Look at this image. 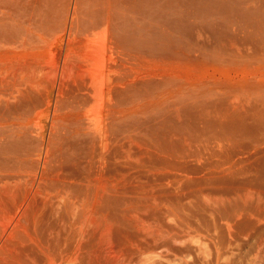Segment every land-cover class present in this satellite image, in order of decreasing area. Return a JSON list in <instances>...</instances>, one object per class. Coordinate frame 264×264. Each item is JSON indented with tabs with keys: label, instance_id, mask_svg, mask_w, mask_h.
Segmentation results:
<instances>
[{
	"label": "bare ground",
	"instance_id": "obj_1",
	"mask_svg": "<svg viewBox=\"0 0 264 264\" xmlns=\"http://www.w3.org/2000/svg\"><path fill=\"white\" fill-rule=\"evenodd\" d=\"M0 2V264H264V0Z\"/></svg>",
	"mask_w": 264,
	"mask_h": 264
},
{
	"label": "rangeland",
	"instance_id": "obj_2",
	"mask_svg": "<svg viewBox=\"0 0 264 264\" xmlns=\"http://www.w3.org/2000/svg\"><path fill=\"white\" fill-rule=\"evenodd\" d=\"M2 3V4H1ZM2 5H3V2H0V13H1V11H2V15L3 14H5L6 12L4 11L5 9H4V7H2ZM220 15V14H219ZM219 15L218 14H216V13H214V14H212V13H210L209 15H204V23H203V25H200V27L199 26H197L196 24L195 25H192L193 23H191V24H189V30H188V32H187V52H188V66H189V71H190V73L191 74H193V75H207V74H216V75H218V74H223V73H231V74H242V75H246V76H248V74L250 75V74H252V67L254 66V64H255V61H253L254 62V64L253 63H251V61H247L248 62V64H249V62L251 63V64H247V63H245L244 62V64H241V67H238V63H234V62H232L233 60H228V59H225L227 56H225L226 54H224V52H221V51H219L220 49H217V48H219L218 47V45L220 44L219 43V39H212V35H211V33L213 34V36H214V34H218L219 35V32H218V29H216L215 28V25L216 24H218V22H219ZM1 16V15H0ZM222 16H220V18H221ZM3 20V21H2ZM2 20H0V23L2 24L3 23V25H5V23H4V21L6 22V20L5 19H3L2 18ZM9 21V20H8ZM2 25V27L3 28H7L8 30L10 29V28H8L9 26H7V27H4ZM11 26V25H10ZM0 27H1V25H0ZM211 27H213V28H211ZM227 27L228 28H230L231 29V27H229V25L227 24ZM228 28H226V27H224V26H222V29H223V31H224V34L226 33V31L225 30H227V33L229 34V30H228ZM2 28H0V34H1V36L2 35H4L5 33H4V29H2ZM8 30H5V31H8ZM7 33V32H6ZM226 33V34H227ZM214 43V47H213V44ZM157 44H159V43H156V45H154V47L156 48V52H159V50L161 49V45L160 46H158ZM218 44V45H217ZM157 46V47H156ZM158 47H160V48H158ZM217 47V48H216ZM155 48H154V50H155ZM158 48V49H157ZM215 49V50H214ZM216 49H217V51H216ZM158 50V51H157ZM223 50V49H222ZM221 52V53H220ZM222 53L224 54V55H222ZM17 54V53H16ZM219 54H221L222 56H220ZM18 55V54H17ZM224 56H225V58H224ZM229 58V57H228ZM239 62V61H238ZM241 63V62H240ZM246 64V65H245ZM260 64V63H259ZM259 64H258V62L256 63V65L254 66V68L256 67H259ZM242 65H245L246 66V68H244L245 70L244 71H242L240 68H242V67H245V66H242ZM252 65V67H250ZM253 68V69H254ZM249 69V70H248ZM255 70V69H254ZM246 71V72H245ZM249 71H251L250 73H248ZM198 98H195V100H196V104H194L195 103V100H192V98H191V102L192 101H194V102H192L193 104H191V102H190V104L191 105H193V106H191V105H189L188 106V111H189V113L188 114H190L191 113V111H193V109L191 108V107H195V105L196 106H199L201 109H203L204 111H205V107H206V109H208V107L211 105V103H209L208 104V102H210V101H207V100H205L204 102L202 101V98L200 99H198ZM210 99V98H209ZM190 101V100H189ZM198 101H201L202 102V106H203V104H205L206 103V105L208 106H206V105H204L205 107H203L202 108V106H200L198 103ZM200 102V103H201ZM198 104V105H197ZM212 106H214V105H212ZM212 106H210L211 108H212ZM199 107H197V109H200ZM209 107V108H210ZM191 108V109H190ZM195 109V108H194ZM203 110H197V112H196V110H194L195 111V115L196 114H198L199 112V114H198V116H200V118L198 117H193L194 115L193 114H191V115H193L192 117H191V115L189 116V117H191L190 119H188L189 120V122L188 123H190V122H192V120H194V122L189 126V124H188V127H190V129H187L188 130V132H189V130L191 131V128H192V130L194 131V128H193V125L194 126H197L199 129L201 128V126H203L202 125V123H204V122H202V123H200V121L201 120H199V119H202V118H204L205 117V115H206V117H207V114H204L203 115ZM193 111V112H194ZM205 113V112H204ZM188 114H187V116H188ZM202 114V115H201ZM203 116V117H202ZM206 117L204 118V119H202L203 121H209V123L211 122V119H213V116H212V114H211V116L210 115H208V117L210 118V117H212L210 120H209V118L207 117V119H206ZM195 118V119H194ZM196 118H197V120L198 121H196ZM43 121L44 120H41V122L43 123ZM38 122V121H37ZM195 122H199V124H200V126H199V124H197V123H195ZM248 122H252L253 123V121L252 120H250L249 121V119H248ZM247 122V123H248ZM208 123V126H205L206 127V129H205V127L203 126V128H204V130L203 129H201L200 130V132L203 134L204 132H206V135H209V136H213V134L215 133V131H217V132H219L220 131V129L221 128H218L217 127V130L216 129H214V128H216V126H213V127H211V126H209L210 124ZM196 124V125H195ZM205 125H207L206 124V122H205ZM249 125V126H248ZM248 125L246 124L245 126L247 127L248 126V128L249 127H251L250 125H251V123H248ZM196 127V128H197ZM207 127L209 128H212V133H213V129L215 130L214 131V133L212 134L211 133V129L209 130V134H207ZM246 127H245V129H246ZM196 128H195V130H196ZM236 129L238 128L237 126L235 127ZM224 129V128H223ZM228 128H226V130H227ZM253 130V128H250V130ZM187 130H186V133H188L187 132ZM243 130H244V128H243ZM248 131V129H246V131H248V132H251V131ZM255 130H257V129H255ZM197 131V132H196ZM196 131H194V132H189L190 134H194L195 132H196V134L198 133L199 134V132H198V130H196ZM221 131H222V129H221ZM220 131V132H221ZM245 131V130H244ZM216 132V133H217ZM219 132V133H220ZM188 133V134H189ZM199 134L200 136L202 135V134ZM218 133V134H219ZM205 134V133H204ZM212 134V135H211ZM259 133L257 132V134H254V135H258ZM206 135H203L202 137H209V136H206ZM190 136V139H191V136H193V135H188V137ZM193 137H195V139L196 140H199L198 139V137L195 135V136H193ZM193 137H192V140H193ZM197 137V138H196ZM199 138H201V137H199ZM250 138H249V136H248V140H249ZM195 141V140H194ZM246 247H248V249L246 248ZM246 251H247V253H245L246 254V256H249V255H252L251 253H253V250H254V248H253V245H246ZM250 247V248H249Z\"/></svg>",
	"mask_w": 264,
	"mask_h": 264
}]
</instances>
